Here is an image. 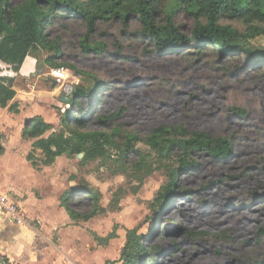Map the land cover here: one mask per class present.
Returning a JSON list of instances; mask_svg holds the SVG:
<instances>
[{
  "label": "rangeland",
  "instance_id": "1",
  "mask_svg": "<svg viewBox=\"0 0 264 264\" xmlns=\"http://www.w3.org/2000/svg\"><path fill=\"white\" fill-rule=\"evenodd\" d=\"M222 23L248 32L243 20ZM175 24L190 35L194 19L180 11ZM142 31L137 16L100 20L88 42L101 48L86 51L87 23L69 18L49 30L60 52L34 48L18 72L1 65L3 75L14 77L22 118L40 115L51 123L43 137L69 136L62 118L77 110L67 103L73 92L99 87L82 98L91 117L83 131L106 132L110 144L91 159L84 153L63 155L46 172L47 183L61 188L60 197L79 190L69 199L80 213L95 208L84 199L86 191L98 197L103 208L98 214L71 222L91 240L139 227L143 236L150 234V246L161 247L156 264H264V60L249 61L241 52L223 56L213 45L196 43L158 50ZM249 46L264 51V33L250 39ZM52 54L59 67L70 70L63 83L49 75L53 66L46 59ZM235 109L246 113L241 117ZM99 111L114 118L104 126L90 116ZM161 126L232 142L224 159L194 152L192 166L176 172L162 211L155 197L171 180L180 154H161L145 143ZM15 127L7 122L6 132L13 136ZM133 135L141 140L130 141ZM29 152L37 162L44 159L39 148ZM38 191L27 194L39 196Z\"/></svg>",
  "mask_w": 264,
  "mask_h": 264
},
{
  "label": "trees",
  "instance_id": "2",
  "mask_svg": "<svg viewBox=\"0 0 264 264\" xmlns=\"http://www.w3.org/2000/svg\"><path fill=\"white\" fill-rule=\"evenodd\" d=\"M180 11L194 19L190 35L183 33L175 24V16ZM130 16L140 19L143 25L142 35L148 37L158 50L196 43L200 47L213 45L223 56L241 52L248 56L249 61L264 60V51L249 46L250 39L264 33V28L253 25L264 24V0H24L18 5H14L10 0H0V107H9L15 113L19 111L18 104L13 102L16 96L14 77L3 75L1 65L6 64L18 72L34 48L60 52L59 44L49 36V30L55 25L69 18L84 19L88 32L82 44L86 51H91L101 48L100 45L95 46L88 42L89 35L95 31L100 20L120 18L125 21ZM159 17L161 19L158 21ZM223 20H243L249 25L248 32L241 33L232 25L222 23ZM53 59H56L54 54L46 60L53 66L51 68L59 67L60 64ZM98 89L95 85L91 91L80 87L73 92V97L67 103L77 110L72 114L68 111L69 115L62 118V122L69 128V136L53 133L43 137L45 132L51 129V123L42 116L26 120L23 136L36 139L33 147L41 149L44 154V159L40 162L34 160L31 153L28 155L35 168L40 164L49 166L62 155L84 153L87 159H91L104 154V147L111 142L109 134L101 131H83L89 126L91 117L86 116L90 107L84 106L82 98H87L91 92ZM101 102L102 98L97 99L98 104ZM235 110L241 117L246 113L242 109ZM91 111L95 112V108ZM90 116L104 126L114 118V114L102 115L100 111L97 115ZM128 139L141 140L137 135ZM145 143L161 154L166 151L169 154H180L178 167L171 173V180L155 197L161 211L168 205L166 201L172 195L176 172L192 166L191 158L194 152L202 151L224 159L230 154L232 147V142L225 137H213L202 131L165 126L154 129L145 139ZM131 149L139 152L134 147ZM3 151L4 147L0 141V153ZM77 193L79 190L71 189L61 197V204L72 219L87 220L103 209L98 203V197L93 192L86 191L84 199H91L95 208L88 213L77 212L70 205L69 199L72 194ZM139 229H127L120 264H156L162 251L161 247L150 246V234L143 236ZM115 235L113 231L108 238Z\"/></svg>",
  "mask_w": 264,
  "mask_h": 264
},
{
  "label": "crops",
  "instance_id": "3",
  "mask_svg": "<svg viewBox=\"0 0 264 264\" xmlns=\"http://www.w3.org/2000/svg\"><path fill=\"white\" fill-rule=\"evenodd\" d=\"M15 86L14 83L13 102L18 104L19 111L0 107V141L4 147L0 153V193H8L25 211L30 223H16L0 207V257L11 264H120L126 232L123 236L115 232L111 238H108L110 233L98 235L91 240L88 233L71 225L83 219H72L61 204V188L47 183L46 172L63 155L53 164H40L38 168L28 159L35 141H27L33 138H25L23 129L26 120L40 115L22 118L21 107L15 101L18 96ZM7 122L16 125L13 136L6 132ZM35 191L39 196L27 194Z\"/></svg>",
  "mask_w": 264,
  "mask_h": 264
},
{
  "label": "built area",
  "instance_id": "4",
  "mask_svg": "<svg viewBox=\"0 0 264 264\" xmlns=\"http://www.w3.org/2000/svg\"><path fill=\"white\" fill-rule=\"evenodd\" d=\"M50 77L58 82L63 83L68 79L70 70L64 66L51 68ZM0 207L9 214V216L18 224H29L30 221L19 204L13 201L12 197L7 193H0Z\"/></svg>",
  "mask_w": 264,
  "mask_h": 264
},
{
  "label": "water",
  "instance_id": "5",
  "mask_svg": "<svg viewBox=\"0 0 264 264\" xmlns=\"http://www.w3.org/2000/svg\"><path fill=\"white\" fill-rule=\"evenodd\" d=\"M0 264H7L6 261L2 257H0Z\"/></svg>",
  "mask_w": 264,
  "mask_h": 264
}]
</instances>
